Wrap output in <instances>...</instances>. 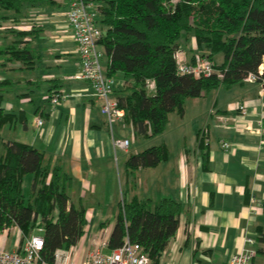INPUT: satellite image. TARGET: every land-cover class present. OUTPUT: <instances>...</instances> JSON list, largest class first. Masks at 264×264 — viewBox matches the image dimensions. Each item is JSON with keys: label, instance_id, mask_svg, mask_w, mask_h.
Listing matches in <instances>:
<instances>
[{"label": "crops", "instance_id": "crops-1", "mask_svg": "<svg viewBox=\"0 0 264 264\" xmlns=\"http://www.w3.org/2000/svg\"><path fill=\"white\" fill-rule=\"evenodd\" d=\"M54 1L29 8L25 17L13 26L16 30L31 31L26 39L33 51V63L25 67L20 62L6 65L0 62V69L27 70L25 77L15 81L21 89L29 87L30 91H21L27 95L3 92L0 109L19 118L8 123L9 128L19 122L24 124V135L13 139L44 150L52 164H59L72 177L67 187L70 202L84 205L88 221L84 235L72 247L73 263L82 264L96 249L103 251L115 224L117 213L112 215L113 210L117 206L118 212L123 199V179L127 180L125 153L130 150L116 148L114 138L127 137L135 144L142 137L136 136L124 120L110 124L101 112L102 102L91 84L74 78L81 59L68 23V0ZM3 13L6 12H0V16ZM194 49L196 40L192 37L190 45L179 50L182 62L191 60ZM103 62L107 65V57ZM6 78L0 73V80ZM114 79L115 89L122 88V76L117 74ZM54 86L65 95L55 105L48 99L49 89ZM36 90H42L44 95L32 107L38 134L30 136L26 110L28 102L34 103L30 93ZM10 93H15L18 99ZM6 94L13 99L5 100ZM189 99L186 102L200 109L202 115L193 120L190 130H164L158 143L146 140L143 149L165 143L169 157L156 166L139 169L130 195L153 201L170 196L182 203L177 234L160 264H231L233 255L249 247L248 237L255 239L252 246L255 249L264 247L256 240L258 233L264 231V79L245 80L229 88L222 86ZM240 103L248 107L247 115L239 113ZM37 118L43 119L40 126ZM114 124L119 128L117 133ZM127 126L130 130H126ZM201 138L208 151L207 167L200 148ZM224 142L230 144L229 149L223 146ZM26 178L32 184L33 175L27 174L24 181ZM109 214L114 217L109 219ZM10 230L0 234V247L16 250L22 233L15 223ZM252 264H264V252L258 253Z\"/></svg>", "mask_w": 264, "mask_h": 264}, {"label": "trees", "instance_id": "trees-1", "mask_svg": "<svg viewBox=\"0 0 264 264\" xmlns=\"http://www.w3.org/2000/svg\"><path fill=\"white\" fill-rule=\"evenodd\" d=\"M54 2L0 0V12H6L0 17L10 18L14 26L29 8ZM99 2L98 22L105 30L100 43L107 57V74L113 78L122 74L124 84L114 89V95L124 110L123 120L132 126L136 136L152 138L162 134L170 113L183 114L189 98L222 86L241 84L250 73L256 74L258 81L264 79V0ZM9 32L13 38L0 45L1 64L20 62L25 67L32 64L33 51L26 39L31 31L11 29ZM192 37L196 40V53L185 62H195L196 54L212 60L215 70L208 75L196 77L179 70L182 59L177 53ZM220 52L224 58L217 63L214 56ZM260 67L262 73H259ZM149 81L154 83L153 89L147 87ZM56 88L49 89L50 96L53 90L59 92ZM20 89L15 79L0 80V97L6 91L19 95L30 91L29 87L25 92ZM16 120L19 118L15 114L0 109V142L4 145L0 154V234L9 231L15 223L22 233L21 245L41 228L44 246L40 257L53 263L58 249L76 246L84 235L88 222L86 208L70 202L67 187L72 177L59 164H52L44 150L16 139L4 140L3 125ZM200 148L207 167L204 138L200 139ZM168 157L165 143L130 153L124 164L127 187L133 179L135 182L139 169L156 166ZM27 174L33 175L28 198L23 192ZM132 191L127 189L119 202L106 246L110 250L118 248L129 238L142 246L153 264H160L177 234L182 203L170 196L153 201L129 195ZM256 240L264 244V231L258 233ZM262 252L264 247L256 248V255Z\"/></svg>", "mask_w": 264, "mask_h": 264}, {"label": "built area", "instance_id": "built-area-1", "mask_svg": "<svg viewBox=\"0 0 264 264\" xmlns=\"http://www.w3.org/2000/svg\"><path fill=\"white\" fill-rule=\"evenodd\" d=\"M67 18L71 28V34L77 44L80 55V70L74 75V78L87 80L95 90L96 96L101 100V112L111 124L115 121H123L124 110L119 106L118 99L113 96L115 89V79L107 74V65L104 64L106 58L105 50L100 43L105 30L100 26L99 0H68ZM177 57L180 59L179 52ZM181 60V59H180ZM179 70L182 73L193 74L196 77L208 75L214 69V63L208 58L196 55L195 62H181ZM262 73V67L259 69ZM258 77L254 73L247 76L249 81H257ZM149 89L154 88V83H147ZM65 95L60 92H53L48 96L52 104H58L64 99ZM241 115L248 114V107L240 103L237 107ZM36 123L40 126L43 123L42 118H37ZM131 140L127 137L114 138V146L123 150H128ZM225 148H230L228 142H224ZM40 234H32L26 238L16 250L3 249L0 247V264H74L72 248L58 249L55 253V260L49 263L42 260L40 252L44 246L42 229ZM249 247L240 251L231 257V264H251L256 256V249L253 246L255 239L247 238ZM104 242L103 246H106ZM82 264H153L150 256L143 250L142 246L125 239L122 246L104 253L100 248L92 252Z\"/></svg>", "mask_w": 264, "mask_h": 264}, {"label": "rangeland", "instance_id": "rangeland-1", "mask_svg": "<svg viewBox=\"0 0 264 264\" xmlns=\"http://www.w3.org/2000/svg\"><path fill=\"white\" fill-rule=\"evenodd\" d=\"M2 24V25H1ZM0 26H2V29H0V45L2 43H6V38L7 40H10L13 38V35L11 32H9V30L11 29H16L13 27V22L11 21L10 18H0ZM5 38V39H4ZM4 41V42H3ZM186 47L188 45H190V42L189 43H185L184 44ZM196 50V49H194ZM196 53V51H195ZM223 58H224V55L223 53H217L215 56H214V60L217 62V63H221L223 61ZM13 64V63H11ZM0 73H4V75H6V77L10 78V79H17L21 76H26L28 74L27 70H22V69H0ZM119 76H122L121 73H118ZM27 91V87H24L22 90ZM12 94V96L15 95V93H10ZM31 94V98L34 100V103L33 102H28L27 103V107H28V110L27 111V114H26V117H27V123H28V134L31 136V135H34V134H38V131H37V128H36V125H35V122H34V119H35V114L33 113V109L32 107L36 104H39L42 100V97L44 95V92H42V90H36L35 92L33 93H30ZM6 99H13L12 97H10L8 94L5 95ZM16 98V95L14 96ZM18 99V98H16ZM41 99V100H40ZM189 100H193V99H189ZM189 102V101H187ZM186 102V105L187 109H186V112L185 114H181L179 113L178 111H172L170 113V120L166 126V129L165 130H190V126L191 125H194V121L195 118L199 117L200 115H202L201 113V110L200 109H197V108H194L193 105H191L192 103H187ZM190 102H194V101H190ZM13 103H16L15 101H13ZM23 123L22 122H19L16 124H14V126L12 128H9V124L6 123L3 125L2 127V130H1V135L2 137L4 138V140H7V139H13L14 137H18L19 139H21L20 137H22V135H24V133L26 132L25 128L23 127ZM18 126V127H17ZM119 128L117 127L116 124H114V130H115V133H117V130ZM126 130H130L129 126L126 127ZM24 137V136H23ZM27 137V136H26ZM27 139H31V137L28 136ZM160 139V135L159 136H155V137H152V138H141L138 140L137 143H133L131 144L129 150H130V153H134L135 151H137V149H143V147L145 146H142L143 144H145L147 141L146 140H149V143L153 144V143H158ZM137 147H141V148H137ZM4 149V146L2 144V142H0V154L3 153V150ZM130 153H125V155H129ZM124 155V156H125ZM123 167V166H122ZM30 175V174H28ZM27 176V175H26ZM134 183H137V179L136 181L134 182V179L131 183V186L128 188L127 187V182L124 181L123 179V184H122V195L124 197V193H127V189L129 191H132V188L134 190ZM31 182L28 183V180L27 178L25 179L24 183H23V192L26 196V198L29 197V194L31 192ZM131 193V192H130ZM130 195V194H129ZM128 195V197H129ZM145 195V194H144ZM117 213V206H115L114 210H113V214H116ZM109 214V219H112L114 216H112ZM12 230H9V231H6V232H11ZM35 233L37 234H40L41 231L39 229H36L35 230ZM12 237L10 236V239H9V243L11 241ZM110 250L107 246H103V252L104 253H108Z\"/></svg>", "mask_w": 264, "mask_h": 264}]
</instances>
